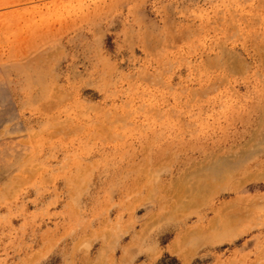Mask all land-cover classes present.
Instances as JSON below:
<instances>
[{"label": "rangeland", "instance_id": "374dc122", "mask_svg": "<svg viewBox=\"0 0 264 264\" xmlns=\"http://www.w3.org/2000/svg\"><path fill=\"white\" fill-rule=\"evenodd\" d=\"M0 264H264V0H0Z\"/></svg>", "mask_w": 264, "mask_h": 264}]
</instances>
